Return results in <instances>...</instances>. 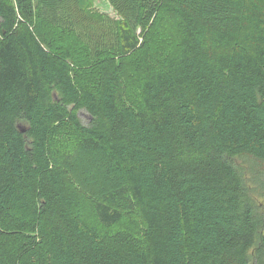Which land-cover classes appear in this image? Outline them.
<instances>
[{
  "label": "trees",
  "instance_id": "trees-1",
  "mask_svg": "<svg viewBox=\"0 0 264 264\" xmlns=\"http://www.w3.org/2000/svg\"><path fill=\"white\" fill-rule=\"evenodd\" d=\"M112 3L85 69L43 0H0V264H264V0Z\"/></svg>",
  "mask_w": 264,
  "mask_h": 264
},
{
  "label": "rangeland",
  "instance_id": "rangeland-1",
  "mask_svg": "<svg viewBox=\"0 0 264 264\" xmlns=\"http://www.w3.org/2000/svg\"><path fill=\"white\" fill-rule=\"evenodd\" d=\"M51 1H57V0H51ZM50 0H43L45 4V12L41 13V16H44L42 18L37 14L36 10V16H35V24L38 26L39 29L47 34L48 42H46V47L49 46V48H52L54 50L57 46H63L65 42L67 43L70 41V39L67 37L65 38V35L63 34V31L69 27L67 32L71 29H75L72 34V39H74L75 47L78 48V50H81L80 48L88 42L89 39H91L90 42H94L95 40L101 41L103 45L110 46V44H113L114 53H116V45H115V27L114 24L118 20L123 19V16L120 14V12L116 9L115 5L112 3V0H58L59 5L63 7V9H59L57 7L54 8L53 5L50 6ZM37 8V7H36ZM66 10V12L62 10ZM84 12L85 14H80ZM68 13H70L68 15ZM87 16H90L91 21H94L95 16H100L103 18L102 25L95 24L90 29L86 28L83 29L82 25H84L85 22L83 19L87 18ZM67 19V20H66ZM96 22V21H95ZM94 22V23H95ZM97 23V22H96ZM130 24L135 30V33L137 36H139L140 41L143 40V33L141 32V28L137 25V22L130 21ZM160 27V26H157ZM155 27V28H157ZM170 27V26H167ZM104 28V29H103ZM153 29L151 31V37L149 39L154 38H160L161 42L163 43H170L172 39H166L167 36L171 34V32L167 34H159V29ZM154 32V36H152V33ZM61 33V35H60ZM83 38V39H81ZM145 38V37H144ZM148 38V36L146 37ZM77 39V40H76ZM115 45V46H114ZM92 52H87L84 50H81L79 52L80 56L82 57V61H80L81 67L85 69L91 68V65L93 64V57L96 55L97 48H92ZM91 58V59H90ZM90 59V60H89ZM120 59V58H119ZM88 60V61H84ZM120 64L122 68V74L124 77L123 80V91L127 96L132 97V95L135 94L138 86L137 81V74L131 69L132 67V59L131 58H121ZM79 118L82 120V122L88 121V115L83 110L79 111L78 113ZM251 195L255 199L256 203L259 206V209L261 212L264 213V188L261 190L255 189V186H253L251 190ZM86 199L88 202L93 201L92 197L86 195ZM88 214H90L89 207L87 208ZM249 264H254L253 260L251 259Z\"/></svg>",
  "mask_w": 264,
  "mask_h": 264
},
{
  "label": "water",
  "instance_id": "water-1",
  "mask_svg": "<svg viewBox=\"0 0 264 264\" xmlns=\"http://www.w3.org/2000/svg\"><path fill=\"white\" fill-rule=\"evenodd\" d=\"M21 131H23V130H21Z\"/></svg>",
  "mask_w": 264,
  "mask_h": 264
}]
</instances>
